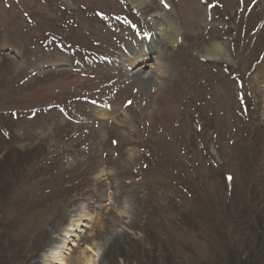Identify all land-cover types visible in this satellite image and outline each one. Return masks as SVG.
<instances>
[{
	"label": "rangeland",
	"instance_id": "374dc122",
	"mask_svg": "<svg viewBox=\"0 0 264 264\" xmlns=\"http://www.w3.org/2000/svg\"><path fill=\"white\" fill-rule=\"evenodd\" d=\"M132 1L0 0V264H264V0Z\"/></svg>",
	"mask_w": 264,
	"mask_h": 264
},
{
	"label": "bare ground",
	"instance_id": "6f19581e",
	"mask_svg": "<svg viewBox=\"0 0 264 264\" xmlns=\"http://www.w3.org/2000/svg\"><path fill=\"white\" fill-rule=\"evenodd\" d=\"M130 1V0H129ZM131 3L133 4V1L131 0ZM137 8V7H136ZM171 11L164 9V15L157 16L156 20L153 23V29L151 33H148V36H151L150 43L147 41L148 38L144 39V45L141 47V49H138L133 55H130L127 57L126 60L123 62V68L124 71H130L133 69L134 66L138 64H143L144 66L142 68H151L153 69V75L146 74L145 71H142L138 69L136 72V76L138 77V80L140 81L143 88H148L150 84H154L160 80H163L165 77V73L163 69L160 67L163 64L162 55L164 53V48L162 47V41H167L171 45H175L179 42V31L178 27L175 25V23L171 20ZM218 24H223L222 22ZM149 40V39H148ZM156 40V43H155ZM213 49H210L208 52H206L205 57H203L206 60H212L215 62H226L228 59V55L226 52L225 46L221 44H214ZM149 64H151L149 66ZM134 70V69H133ZM134 74H132L133 77ZM110 109H104L100 113V118L103 120H109V115H111ZM121 117V115H119ZM73 230L70 229L67 233L65 238L71 237L70 233ZM63 245H66V240ZM88 251L91 250L90 247H88ZM61 248L60 246H57L52 251H46L44 253V259L41 264H49L51 262H58L59 264H70L73 261L72 256L68 260H64V258H61ZM79 264H83L82 260L78 261ZM75 264V262L73 263ZM84 264H95L91 261H88Z\"/></svg>",
	"mask_w": 264,
	"mask_h": 264
},
{
	"label": "trees",
	"instance_id": "16d2710c",
	"mask_svg": "<svg viewBox=\"0 0 264 264\" xmlns=\"http://www.w3.org/2000/svg\"><path fill=\"white\" fill-rule=\"evenodd\" d=\"M255 226H258V229L260 230H262V228H263V225H261V219L259 218L258 220H256V223H255ZM264 229V228H263ZM264 237H262V239H263Z\"/></svg>",
	"mask_w": 264,
	"mask_h": 264
}]
</instances>
